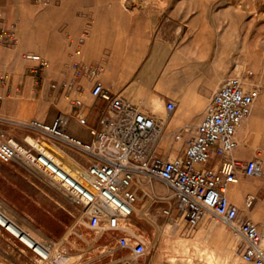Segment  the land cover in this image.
I'll use <instances>...</instances> for the list:
<instances>
[{
	"label": "rangeland",
	"instance_id": "1",
	"mask_svg": "<svg viewBox=\"0 0 264 264\" xmlns=\"http://www.w3.org/2000/svg\"><path fill=\"white\" fill-rule=\"evenodd\" d=\"M0 20L13 29L17 37L0 47L2 69L11 71L5 85L7 96L4 102L12 97L26 101L28 104L20 108L22 115L17 117L25 121L33 118L53 121L60 113L71 112L73 100L76 97L85 100L86 92L94 83L81 65L84 62L102 65V74L106 77L110 71L108 61L122 64L125 83L117 93L136 103H150L147 105L166 116L170 94L177 95L173 96L176 97L174 99L179 97L182 101L191 98L193 93L199 94L192 90L191 84L177 82L184 75L183 68L173 67L172 63L176 56L187 53L192 45H196L199 36L204 37L210 44L207 47L211 49L212 58L217 57L230 67L227 76L242 73L260 87L253 113L241 133L243 148L252 152L249 158L258 156L264 165V113L263 125L249 124L256 111H264V0H52L49 5L33 0H0ZM32 53L47 57L49 65L34 71L37 62L28 57ZM249 70L253 74L249 75ZM109 79L114 82L116 76ZM56 81L68 84L73 81L74 84L67 90H59L52 86ZM99 106L100 115L106 102ZM89 120L93 123L90 116ZM181 122L178 108L169 117L162 137L161 149L165 156L183 152L193 134L192 126L185 132L184 140H177L175 134ZM248 125L250 128L246 131ZM29 133L33 137H41L48 150L64 164L78 166L72 151L61 142L38 131ZM82 134L86 136V133ZM17 171L32 178L26 183L31 184L34 194V202L31 203L20 195L18 205L30 203L33 224L46 226L47 219L45 230H59L62 237H59L58 245L66 240L61 245L65 257L58 264L87 260L89 253L80 254L88 251L85 242H79L85 250L83 252L73 253L69 244L74 237L73 234L69 237V234L75 228L93 235L92 229L83 221L82 207L69 199L43 171L29 169L19 163ZM142 187L144 192L137 202L142 213L136 210L132 215V227L136 230L140 225L149 238L156 235L152 246L159 237H166V242L167 237L181 241L182 244L175 245V251L193 257V260L185 262L174 259L170 264H253L238 257L234 247L242 242L241 239L235 235L237 241L234 242L232 236L216 228L222 223L214 214L206 213L199 224L192 227L179 210L173 190L162 180L145 182ZM170 207L175 210L171 216L165 212ZM24 218L32 222L29 216ZM25 228L33 232L29 226ZM4 251L5 263L0 261V264H15L14 256L20 252L9 248V245ZM106 259L104 257L92 264ZM22 260L28 261L24 257ZM32 264L39 263L33 261Z\"/></svg>",
	"mask_w": 264,
	"mask_h": 264
},
{
	"label": "built area",
	"instance_id": "2",
	"mask_svg": "<svg viewBox=\"0 0 264 264\" xmlns=\"http://www.w3.org/2000/svg\"><path fill=\"white\" fill-rule=\"evenodd\" d=\"M33 1L42 5L52 2ZM9 39L16 40V33L0 20V47ZM28 57L37 62L34 71L49 65V59L40 53L28 54ZM81 68L94 80L92 94L106 101L96 123H90L82 97L73 100L71 112L60 113L53 121L33 118L18 122L87 153L90 164L73 167L77 177L55 163L54 154L41 137L27 133L18 140L0 131V160L43 171L69 199L82 207L83 221L93 235L75 228L69 237L72 234L79 237L88 250L100 247L107 258L100 264H140L141 256L148 251V243L142 233L132 227L130 219L143 195L142 185L160 179L173 190L179 210L190 226H197L206 213L214 214L225 220L241 239L243 259L264 264V233L256 222L241 217L240 207L230 195L232 185L241 181L242 174L264 177V165L258 156L244 160L236 154L242 144V128L253 113L260 87L242 73L227 76L211 95L197 125L192 129V125L185 123L176 131L175 137L181 141L185 132L193 130L183 152L165 156L161 149L162 137L169 117L178 107L177 101L168 99L166 116H162L149 105L133 102L107 87L102 65L84 62ZM248 74L253 71L249 70ZM8 81L0 54V104L6 99ZM73 84V81L70 84L56 81L52 86L67 90ZM72 118L89 131L90 138L71 131ZM255 199L256 196L250 194L248 206H252ZM165 212L169 214L170 208ZM0 226L9 230L2 223ZM10 232L43 264H58L65 257L61 245L66 240L58 245L60 239L30 234L33 243H29ZM107 236L109 241L96 246ZM74 245L79 252L85 251Z\"/></svg>",
	"mask_w": 264,
	"mask_h": 264
},
{
	"label": "crops",
	"instance_id": "3",
	"mask_svg": "<svg viewBox=\"0 0 264 264\" xmlns=\"http://www.w3.org/2000/svg\"><path fill=\"white\" fill-rule=\"evenodd\" d=\"M209 45L210 44L206 42V39H204V37L199 36L196 45H192L191 49L186 51L187 53H180L178 56H176L174 62L172 63L173 67L183 68L184 75L180 76L177 82L191 84L192 90L199 92L198 95L193 93L191 98L183 101L179 97H177V99H174L176 97L173 96L177 95L170 94V96H172L170 97L171 99L177 100V109L180 108L182 121L181 126H183L185 123L191 124L192 126L197 125V123L202 119L205 113L211 95L231 70L229 66L227 67L226 65H224V63H222L220 59H217V57L212 58L211 49L210 47H207ZM108 66L110 69L109 75L104 77L107 87L111 88L115 92L121 91L125 83V77L122 72V64L118 63L117 61H108ZM110 75L116 76L114 82L109 79L111 77ZM110 82L113 83L111 84ZM105 102L106 101L103 98L96 97L92 94V87L89 88L88 92H86L85 111L89 114L90 119L91 121H93V123H96L97 121L100 103ZM24 103L25 101H23L22 98L12 97V99L7 103L3 101V103L0 104V114L2 115V117L5 116L4 118L0 119V129L6 131L10 136H13L18 140H22L27 133L32 131L29 127L15 122V118H12L22 115V111L20 108ZM180 105L181 107H179ZM70 129L76 134H79L85 138H90L89 131L80 126L78 121L74 118H72L71 120ZM83 130L86 131L82 132ZM82 133H86V136ZM242 139L243 138L241 133V141ZM65 146L70 151H72L71 155H73V160L78 165L86 167L90 164L91 159L87 153H84L71 146ZM236 154L240 158L247 160L249 156H251L252 152L245 150L243 148V144H241V146L236 150ZM26 180L32 181V178L23 172H18L17 163L4 162L0 160V211L5 213H13L11 214V216L18 222V224L24 227L29 226L30 229L37 234L59 239V237H62L60 236L59 230L55 232H49L48 230H45L49 222L47 221V219H45L46 226H37V224H33V209H31L30 203L34 202V194L32 192L31 184L28 183L27 185ZM237 189L240 190V194L238 193ZM250 194H254L256 196V199L252 206H248L247 204V197ZM20 195L25 196L26 202L29 200L30 203L26 206L23 204L22 206H19L18 197ZM230 195L232 201L240 207L241 217L256 222L264 233V177L253 178V176L249 177L248 175L242 174L239 186L231 187ZM35 202L37 205H40L39 201L35 200ZM170 210L171 212L168 214L169 216L173 215V213L175 212L172 207H170ZM25 216H29L30 218H32V222H29L28 218L25 219ZM183 217L186 218L185 215ZM218 221L222 224L216 225V228H221L225 234H228V236H232L234 238V242L235 240L237 241L232 227L221 218H218ZM42 222H44V220ZM136 228L138 232L142 233L148 243V251L141 256L140 264H170L174 259H180L183 262L187 261L188 259L193 260V257H187V255L175 251V245L182 244L181 241H175L170 237H167L166 242V237H159L157 239V243L152 246L151 243L156 240V235L152 238H149L146 230H144L140 225H137ZM37 230L40 232H38ZM109 240L110 238L107 236L105 239L97 242L96 246L103 245ZM79 242H81V239L76 235L70 241L69 244H71L70 248L73 253L79 252V249H77V247H75L74 245H79ZM241 244L242 242H239L238 246L236 245L234 249L236 250L238 257H241L243 259L241 254ZM6 245H9V248L15 249L17 252H20V255L16 256L15 254L14 256V259L16 261L15 264H29L30 262L32 264L33 261L42 264L37 259L35 254L30 249L25 247V245L18 238H16L9 230L0 226V261L4 263L6 255L4 249L6 248ZM166 245L167 247H165ZM88 253L90 254L88 259L82 261L85 264H92L93 262L101 260L105 257L102 254V249L100 247L90 249L83 254L86 255ZM92 253H94V255H92ZM73 256H77V254H73ZM23 257L26 258L29 262L22 260Z\"/></svg>",
	"mask_w": 264,
	"mask_h": 264
},
{
	"label": "bare ground",
	"instance_id": "4",
	"mask_svg": "<svg viewBox=\"0 0 264 264\" xmlns=\"http://www.w3.org/2000/svg\"><path fill=\"white\" fill-rule=\"evenodd\" d=\"M45 51V49H44ZM48 55H50L48 52H46ZM10 55V54H9ZM8 55V56H9ZM9 58V57H8ZM240 68V67H239ZM7 74H8V77L10 78V74H11V71L10 70H7L6 71ZM144 101V100H143ZM145 104H150V103H146V102H143ZM24 104H28L25 103ZM23 104V105H24ZM151 105V104H150ZM23 108V107H22ZM23 111V110H22ZM155 111V110H154ZM23 113V112H22ZM264 113L263 109H260V112H257L254 113L252 119L249 121V124L251 125H263L262 121H263V116L262 114ZM1 115V114H0ZM2 116V115H1ZM5 117V116H3ZM13 119L15 118V121L17 122H21V121H25L24 118L20 117V118H17V117H12ZM172 124L170 123L169 127H171ZM250 128V126H246V131ZM54 161L56 164H58L59 166H61L62 170L64 172H67V173H71L72 176H76L77 177V173H75L73 171V167L71 166H67L66 164H64V162L60 161L58 158L54 157ZM240 182L238 183H235L232 185V187H237L239 186ZM238 193L240 194V190L237 189ZM136 207V210L140 211V213H142V210L137 206L135 205ZM183 215V214H182ZM184 216V215H183ZM0 223L4 224L10 231H12L13 233H16L18 235H20V237H22L24 240L28 241L29 243H33L31 237H30V234L35 236L36 237V233H33L31 232L30 230H28L27 228L25 227H20V225L17 223V221L9 214L5 213V212H2L0 211Z\"/></svg>",
	"mask_w": 264,
	"mask_h": 264
}]
</instances>
